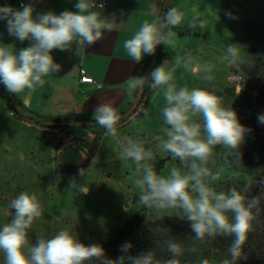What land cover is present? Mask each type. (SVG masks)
Returning <instances> with one entry per match:
<instances>
[{
    "label": "clouds",
    "instance_id": "9594fccd",
    "mask_svg": "<svg viewBox=\"0 0 264 264\" xmlns=\"http://www.w3.org/2000/svg\"><path fill=\"white\" fill-rule=\"evenodd\" d=\"M160 3L167 7L168 0H160ZM74 7L77 11L65 10L60 14L48 11L34 17L31 3L21 4L22 10L0 6V20L7 22L9 35L21 42H32L31 46L18 52L12 45L0 46V84L8 92L18 94L43 88L45 78L61 70V65L51 55L54 49L68 51L75 45L76 55L80 56L82 49L104 39L106 32L127 30L131 22L130 19L117 23L115 17L102 16L94 10L103 7L97 0H76ZM159 13L151 22L145 19L123 43L135 63H140L145 54L154 55L161 44L175 50L177 33L174 29L181 24L201 31L207 26L203 13L196 7L191 9L190 15L175 6L168 7L163 14L159 9ZM227 15L231 18V13ZM176 52L172 60H165L148 75L128 81L129 92H142L147 86L150 91L159 90L163 95L165 103L160 109L162 135L156 137L154 146L138 135L135 138L120 135L118 128L122 117L113 101L100 100L94 110V120L105 130L104 136L118 145V159L124 168L128 162L134 166L138 203L148 210L171 211L181 220L190 221L195 234L189 238L192 243L185 247L183 242L172 239L167 230L161 229L169 237L165 245L171 254V258L163 261L153 251L128 255L133 247L130 242L120 247L124 255L110 259L101 245H85L65 229L50 238L37 234V242L33 245L29 239L30 229L42 216L43 209L35 192L23 191L9 202V209L15 210L14 217L0 226V253L4 264H182L180 257L186 252L198 251L196 242L205 243L217 236L234 238L228 248V258L219 264H238L247 258L244 246L248 234L261 225L264 191L251 198L247 195L252 187L250 184L217 191L213 183L220 180L223 169H213L217 146H222L231 156L229 166L239 168V149L251 129L242 125L237 113L226 107L214 92L199 87H177L175 74L178 69L204 82H212L216 64L197 61L190 49H183V54ZM220 60L237 70L242 66L254 67V61L246 63L242 59L241 47L235 44L226 46ZM242 90L243 87L238 88L236 94ZM144 115L147 116V112ZM128 119L135 120V116L130 113ZM258 122L264 124V114L258 116ZM157 152L167 153L179 162V166L170 167L167 175L158 173L153 166ZM96 164L97 159L93 158L89 169L80 168L78 174L87 178ZM88 183V180L83 185L73 182L71 187L87 195L90 191ZM54 187L49 185L48 191ZM200 264H209V260L202 259Z\"/></svg>",
    "mask_w": 264,
    "mask_h": 264
},
{
    "label": "rangeland",
    "instance_id": "374dc122",
    "mask_svg": "<svg viewBox=\"0 0 264 264\" xmlns=\"http://www.w3.org/2000/svg\"><path fill=\"white\" fill-rule=\"evenodd\" d=\"M233 5L238 7V21L235 28H228L226 23L225 46L216 48L203 44L212 43L214 40L211 37L196 36L194 34L196 31L192 36L180 38L183 41L191 38L196 42L194 47L198 51L195 56L200 57L199 62L208 61L216 64L214 80L196 82V78L190 73L178 69L175 74L176 83L177 87L189 89L199 87L201 84L205 86L219 84L218 90L209 91L220 96L224 105L234 111L241 105L246 112L255 116V121L258 122V116L264 113L255 101L258 89L264 82V70L252 71L243 66L240 70L233 69L222 63L220 57L223 56L228 44L240 47L244 45L242 25L243 21L244 23L246 21L244 16L249 14L253 20H256L259 12L264 11V0H235ZM244 7L247 9L243 10ZM245 46L246 43L243 49L241 48V57L243 56L244 61ZM233 73L241 75L245 81V89L238 95L228 83V77ZM152 94L146 99H140V104L132 113L135 120L122 118L125 121L121 120L118 128L121 136L131 135L135 138L138 135L155 145L156 137L162 135L160 109L165 101L159 90L153 91ZM1 98L0 94V103H2V107L0 106V226L14 217L15 210L9 209V202L23 191L35 192L43 209L42 216L34 221L30 229L29 239L33 245L37 242V234L50 238L61 229L68 230L85 245L97 244L99 239L112 238L114 229L120 224L119 218L130 219L140 210L144 211L149 220H156L157 216L179 219L171 211L148 210L138 203L139 193L134 185L137 174L134 166L128 162L127 167L124 168L123 163L118 159V145L110 137L104 136V129H89L82 133V139L86 144L92 143V149H95L91 151L89 148L82 152L83 168L89 169L93 158L97 159V164L88 172L87 178L79 174L64 175L59 168L61 153L65 147L75 144L74 136L68 135L62 128L47 127L40 121L32 124L22 120L29 124V128L25 129L12 120L11 111ZM144 112H147V116ZM245 141L251 148L256 147L252 138H246ZM168 156L167 153L157 152L153 166L158 173L167 175L170 167L179 166L178 161L170 160ZM261 156L263 161L261 163H264L262 152ZM214 160L213 170L223 169L220 180L215 182L217 184L241 180L250 183L263 171L262 167L252 166L249 174L233 172L227 165L231 162V156L222 146L216 147ZM166 164L167 168H165ZM86 180L90 188L87 195L80 194L71 187L73 182L83 185ZM49 185L55 186L52 191H48ZM0 264H4L2 253H0Z\"/></svg>",
    "mask_w": 264,
    "mask_h": 264
},
{
    "label": "crops",
    "instance_id": "0c3cea01",
    "mask_svg": "<svg viewBox=\"0 0 264 264\" xmlns=\"http://www.w3.org/2000/svg\"><path fill=\"white\" fill-rule=\"evenodd\" d=\"M19 2H24L25 5L31 3L35 10L34 17L38 13L48 11L56 14L65 10L77 11L74 7L76 0H0V6L22 10L19 7ZM97 3L105 4L104 9H94L98 10L102 16L115 17L117 23L121 20L129 21L131 19L128 29L106 32L104 39L92 47L82 49L81 57L76 55L75 45L68 51L54 49L51 55L54 61L61 65V70L46 77L43 88H37L35 91L25 90L14 94L19 102L18 111L20 115L29 116L36 122L40 121V123L51 122L55 119H90L94 118V110L100 100L113 101L114 107L118 111L129 107L130 103L133 104L138 91L129 92L128 81L144 75L148 54L144 55L140 63H135L128 56L123 43L132 37L145 19L150 22L156 19L160 14L159 9L163 14L166 6L161 4L160 0H97ZM234 3L235 0H174L170 2L189 15L193 7L201 11L203 18L207 21L206 28L203 31L199 28L191 30L199 32L201 38H213L214 42H204L203 44L216 48L226 45V23L228 28H235L238 21V7H235ZM228 9L231 18L227 15ZM245 9L247 7L243 8V10ZM242 25L244 28L243 44L245 45L246 21L245 23L243 21ZM233 31L234 29H232ZM194 42L191 38L183 41V39L176 37L175 50L163 45L162 51L165 58L161 64L165 60H172L177 54L176 51L183 54V49H190L193 57L200 61V57L195 56L198 50L194 47ZM31 43V41L21 42L10 36L7 30V22L0 20V46L12 45L18 52L22 48L31 46ZM244 45L241 47L242 49ZM81 69H84L93 78L96 85L80 83ZM200 81L202 80L196 78V82ZM219 86L216 83L211 86L201 84L199 88L218 90ZM1 99L3 101V98ZM0 104L2 107V103ZM11 116L12 120H15L22 127L29 128L28 123L17 120L13 114Z\"/></svg>",
    "mask_w": 264,
    "mask_h": 264
},
{
    "label": "trees",
    "instance_id": "16d2710c",
    "mask_svg": "<svg viewBox=\"0 0 264 264\" xmlns=\"http://www.w3.org/2000/svg\"><path fill=\"white\" fill-rule=\"evenodd\" d=\"M12 1V0H10ZM14 1V0H13ZM169 0L167 7L164 12L167 11L168 7L174 5L170 4ZM246 17V33H245V53H246V63L249 61H254V67L250 68L252 71H263L264 70V11L259 12L256 20H253L249 14H245ZM177 33L178 38H185L193 35V31L187 27L186 24H181L174 29ZM199 36V32L194 33ZM163 44L159 45V54L157 57V62L153 68L147 72V69L151 63L153 55H148L146 61V68L143 76L148 75L154 68L159 66L162 60L165 58V54L162 51ZM248 68V67H246ZM0 93L3 100L9 107L13 116L22 121V117L18 111L19 102L14 94L8 92L3 84H0ZM153 91H150L146 86L143 89L142 100L148 98ZM240 101V100H239ZM256 105L262 108V113H264V82L258 89V95L256 98ZM140 104V103H139ZM240 105V102H239ZM132 103L129 107L118 111L121 117L130 109ZM238 119L242 125L251 129V132L246 135V138H252L255 143L254 148L249 146L248 142L240 146L241 153V164L239 168L231 166V170L235 173L249 174L252 166L262 167L263 171L261 174L256 175V179L252 182L241 181H224L225 183H213V186L217 191H227L230 187L242 188L245 184H250L251 190L247 193L248 197L260 195L264 191V163L261 160V152L264 154V126L263 124L255 121L256 117L250 115L246 112L240 105L238 110H235ZM88 120L95 121L94 118L90 119H55L53 121H80ZM125 121V120H122ZM52 128H62L66 130L68 135L74 136L76 139L73 146L65 147L61 153L60 161V171L64 175H77L78 170L84 167V160L82 158V152L85 149H92L93 145L86 144L82 139V133L85 130H93L101 128L99 125L96 126H47ZM103 129V128H101ZM245 138V139H246ZM171 160V157L168 156ZM232 160V158H231ZM231 164L227 163L229 166ZM258 167V168H259ZM230 171V169L227 168ZM258 174V173H257ZM257 182V183H256ZM216 184V185H215ZM223 186V187H222ZM262 214L260 217L261 225L256 226V230L248 234V239L246 245L244 246V253L246 259L238 261V264H264V201L261 202ZM119 223L113 231L112 238L110 239H99L97 244L101 245L105 254L110 259H118L121 255H124L120 251V247L125 242H130L133 247L130 249L128 255H138L142 252L153 251L156 257L160 260H166L171 258V254L167 252L165 240L169 237L165 236L161 229L167 230L168 236L177 241L183 242L185 247L190 245L192 241L189 239L194 236L190 228V221L172 218H160L156 220H149L143 210L136 212L132 218L121 220L118 219ZM233 237L217 236L215 239L207 240L205 243L196 242L198 251L195 253H185L180 257L182 264H200L202 259H208L209 264H219L222 259L228 258V248L232 244Z\"/></svg>",
    "mask_w": 264,
    "mask_h": 264
},
{
    "label": "water",
    "instance_id": "95a60500",
    "mask_svg": "<svg viewBox=\"0 0 264 264\" xmlns=\"http://www.w3.org/2000/svg\"><path fill=\"white\" fill-rule=\"evenodd\" d=\"M158 54H159V45L157 46L156 48V51H155V54L153 55L152 57V60H151V63L147 69V72H149L153 66H155L156 62H157V57H158ZM142 92H138L132 106L130 107V109L122 116L123 119H126L129 117V114L133 113V111L135 110V108L138 106L139 104V101L142 97ZM22 119L28 123H32V124H37L38 122H36L34 119L32 118H29V117H25V116H22ZM45 126H67V125H75V126H82V125H87V126H96L98 124H96L95 121H88V120H80V121H61V122H56V121H51V122H43L41 123Z\"/></svg>",
    "mask_w": 264,
    "mask_h": 264
},
{
    "label": "built area",
    "instance_id": "2783aa9c",
    "mask_svg": "<svg viewBox=\"0 0 264 264\" xmlns=\"http://www.w3.org/2000/svg\"><path fill=\"white\" fill-rule=\"evenodd\" d=\"M21 4H25L24 2H19V7L21 8ZM98 4H103V3H98ZM105 4H103L102 8L99 9H104ZM237 74V73H236ZM235 73L231 74L228 77V83L230 86L234 89V93H237L238 88L243 87V90L245 89V81L243 80V77L241 75L237 76ZM80 83L81 84H88V85H96L95 81L93 80L92 77H90L84 69L80 70ZM242 90V91H243ZM241 91V92H242ZM240 92V93H241ZM239 93V94H240Z\"/></svg>",
    "mask_w": 264,
    "mask_h": 264
}]
</instances>
